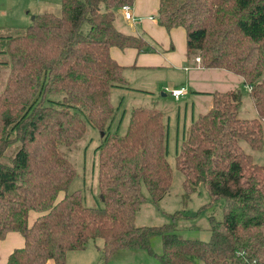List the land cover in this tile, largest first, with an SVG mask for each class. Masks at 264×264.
<instances>
[{"label":"trees","instance_id":"1","mask_svg":"<svg viewBox=\"0 0 264 264\" xmlns=\"http://www.w3.org/2000/svg\"><path fill=\"white\" fill-rule=\"evenodd\" d=\"M134 0H60V13H43L14 35L0 36L9 74L0 93V240L18 232L24 246L6 264H66L70 252L102 241L107 264L120 251H143L155 264H264V164L252 151L264 147V0H160L157 23L186 32L189 61L242 78L256 118L238 117L239 90L214 92L212 106L187 128L177 152L182 197L203 186L209 197L207 241L183 238L170 224L136 226L146 203L157 205L170 190L167 126L159 110L133 108L123 135L111 133L113 88H125L123 68L110 48L159 52L143 35L114 28L116 11ZM88 28L84 30V26ZM98 130L101 209L85 207L67 193L74 168L58 152ZM13 144L18 150L4 162ZM63 197L60 198V194ZM218 209V210H219ZM39 214L28 224L29 213ZM160 239L157 252L152 246Z\"/></svg>","mask_w":264,"mask_h":264},{"label":"rangeland","instance_id":"2","mask_svg":"<svg viewBox=\"0 0 264 264\" xmlns=\"http://www.w3.org/2000/svg\"><path fill=\"white\" fill-rule=\"evenodd\" d=\"M19 2V4H21L23 1L19 0ZM51 9L55 13L59 12L57 7L53 4ZM29 24L30 23L27 22L26 27ZM87 28L88 26L85 25L84 30ZM4 29H0V36H9L17 33L11 30V28ZM0 52H3V48L1 46ZM194 60L195 59H192V62H194ZM0 63H9V59L6 54H0ZM9 68V65L7 64L0 65V93L5 86L6 78L9 74ZM230 76L233 81L219 84V91H227L232 89L239 90L241 93L242 102L238 117L241 119L256 118V112L254 110L251 98L249 97L248 87L244 85L242 78L239 76L234 74H230ZM157 80H160V78ZM170 87L172 88L170 85L167 88L171 89ZM161 89L162 87L157 85V87L153 90L140 92V95L135 97L132 101H126L125 103H122V107L120 104L121 108L119 115H117V118L110 127L111 133L123 135L128 124L130 110L135 107L159 110L161 113H163L164 123L167 126L166 159L172 171V184L168 193L157 205L151 204L149 202L147 191L144 188L142 189L147 201L136 213L135 225L140 227L170 224L173 222L171 216L177 212H181L182 215L187 213L198 214L199 212L198 216L194 219L181 217L173 223H175L176 226V233L181 237L207 241L210 237L208 217L214 210L213 212L215 217L219 219L221 217V209L209 207H207L209 211H206L207 209H202L209 203V197L203 186H199L197 192L190 196L189 199L183 198V175L176 169L175 165L177 152L181 143L185 139L187 128L192 122V115L197 116L198 114L196 111L194 112V110H192L191 103H188V101L185 103V100L183 99L181 101H176L169 95V93H166L165 90L163 91ZM163 94L165 96H163ZM117 105L119 108V104H116V108ZM117 112L118 111H116V113ZM122 114H124V116ZM121 116H123V118ZM120 118L122 122L119 124ZM101 140L100 132L92 128L90 125H87L85 134L81 140L70 146H57L60 155L70 162L74 168V178L68 187L67 193L78 192L80 194L82 204L88 208L101 209L103 207V203L99 194V154L96 150V148L101 144ZM240 145L246 154L251 155L253 161L256 164H264V147L259 151H252L246 142H241ZM18 147L19 144H13L9 148V151L5 153V158L3 161L6 162L11 157H13V154L16 150H18ZM152 246L154 247V250L158 252L160 248V239L154 238L152 240ZM101 247L102 241L100 239L90 241L86 248L81 251L85 253H80L84 254L83 263L104 264L101 259ZM155 263V260L151 257H148L143 251L124 250L115 254L107 264Z\"/></svg>","mask_w":264,"mask_h":264},{"label":"crops","instance_id":"3","mask_svg":"<svg viewBox=\"0 0 264 264\" xmlns=\"http://www.w3.org/2000/svg\"><path fill=\"white\" fill-rule=\"evenodd\" d=\"M22 1L24 4L23 2L19 4V0H0V29L19 30L26 27L27 22L30 23L32 18L38 14L60 13V0ZM159 1L134 0L131 5L133 21H126L120 10L116 11L113 22L116 31L129 36L143 35L159 49V52H139L134 48L124 50L117 47L110 48L111 58L123 68L122 75L126 82L125 88H127L111 90V102L114 108H116V104H119L114 120L119 115L122 103L132 101L140 95V92L153 90L157 85L162 87L163 91L169 85L172 86L171 89L184 88L185 94L177 101L182 99L185 100V103L188 101L192 105V110L196 111L198 115L206 113L211 108L212 97L210 94L231 91H219V84L233 81L230 78L232 73L224 69H203L195 61H189L186 32L183 28L166 30L158 25ZM52 4L57 7L58 13L52 11ZM158 78L160 80H157ZM163 96L165 95L163 94ZM122 115L124 116V114ZM123 116L121 117L123 118ZM197 116L192 115L191 120L193 121ZM121 122L120 118L119 124ZM62 194H60L61 197H63ZM38 216L39 214L30 212L28 224L31 226ZM23 246L24 239L20 233H8L4 239L0 240V264H6L10 254ZM80 253L85 252L68 253L66 264H84V254ZM46 264H54V262L49 260Z\"/></svg>","mask_w":264,"mask_h":264},{"label":"built area","instance_id":"4","mask_svg":"<svg viewBox=\"0 0 264 264\" xmlns=\"http://www.w3.org/2000/svg\"><path fill=\"white\" fill-rule=\"evenodd\" d=\"M120 12L123 15V18L126 21H133L134 17H133V13H132V7L131 5H123L120 9ZM196 62V64H200V58H195L194 60ZM166 93H169V95L174 99V100H179L186 92V90L184 88H180V89H164Z\"/></svg>","mask_w":264,"mask_h":264}]
</instances>
